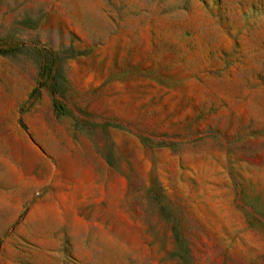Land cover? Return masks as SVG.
<instances>
[{
	"label": "rangeland",
	"instance_id": "obj_1",
	"mask_svg": "<svg viewBox=\"0 0 264 264\" xmlns=\"http://www.w3.org/2000/svg\"><path fill=\"white\" fill-rule=\"evenodd\" d=\"M0 264H264V0H0Z\"/></svg>",
	"mask_w": 264,
	"mask_h": 264
}]
</instances>
